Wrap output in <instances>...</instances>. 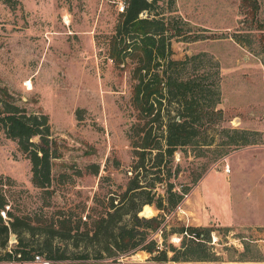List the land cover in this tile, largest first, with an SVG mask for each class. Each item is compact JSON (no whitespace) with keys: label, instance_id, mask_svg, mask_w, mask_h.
I'll list each match as a JSON object with an SVG mask.
<instances>
[{"label":"rangeland","instance_id":"1","mask_svg":"<svg viewBox=\"0 0 264 264\" xmlns=\"http://www.w3.org/2000/svg\"><path fill=\"white\" fill-rule=\"evenodd\" d=\"M241 1L161 0L154 10L183 28L172 38L173 57H197L178 72L202 79L205 74L208 82L218 81L222 97L218 108L223 109L218 125L204 130L203 138L214 139L213 145L175 152L171 180L179 193L187 186L192 189L168 214L166 240L161 234L156 238L161 246L165 241L180 249L184 234L174 230L184 225L212 227L210 247L220 260L159 263L148 260L151 255L143 250L110 256L99 252L102 245L79 235L78 245L76 238L53 239L57 254L66 257L55 264H221L241 257L243 241L250 246L248 256L264 257V225L246 220L247 212L241 208L249 189L264 188V29L246 18ZM260 2L264 24V0ZM122 3L126 5V0H0V88L29 113L48 114L58 145L52 184L39 189L32 182L31 161L17 141L0 130V176L9 183L6 210L28 217L33 224L46 225L67 214L75 223L80 218L88 223H82L81 230L89 229L93 219L105 212L111 196L120 201L134 175L133 63L118 65L109 56V38ZM224 128L258 131L250 136L257 143L224 145L228 140ZM147 159L149 168L154 155ZM94 165L99 166L98 173ZM151 172L140 168L147 189L155 176ZM165 188L164 182L157 183L155 190L165 194ZM263 195L262 191V199ZM160 212L146 205L140 215ZM257 219L264 221V204ZM225 226L233 230L227 232ZM21 236L43 258L39 251L43 237L26 231ZM18 238L11 233L9 248Z\"/></svg>","mask_w":264,"mask_h":264},{"label":"trees","instance_id":"2","mask_svg":"<svg viewBox=\"0 0 264 264\" xmlns=\"http://www.w3.org/2000/svg\"><path fill=\"white\" fill-rule=\"evenodd\" d=\"M160 1L126 0L125 9L120 12L115 31L109 38V56L118 65L133 63L131 71L135 81L132 103L137 111V122L131 127L130 138L136 160L134 175L130 177L120 201L116 203L115 197L111 196L107 209L93 219L89 229L81 230L82 223L87 226L88 223L81 218L75 223L67 214L46 225L40 221L33 224L28 217L6 210L9 205L6 187L9 183L0 176V264H41L36 261V256H42L35 254L28 240L21 236L23 231L31 236L43 237L39 251L42 259L49 264L66 258L63 253L57 254L53 239L76 238L75 245H78L79 235L102 245L99 252L104 251L110 256L143 250L151 255L148 260L159 263L220 260L210 247L212 227L184 225L180 230H174L184 234L180 249L172 244L168 246L165 241L161 246L156 238L161 234L166 240L168 214L180 206L184 196L192 189L187 186L179 193L171 180L173 172L170 163L175 152L188 146L207 148L213 145L214 139L203 138L204 130L218 125L223 116V109L218 108L222 99L218 81L208 82L209 77L205 74L202 79L186 77L178 72L180 67L192 63L197 57L184 60L173 57L172 38L181 35L183 28L154 11ZM241 6L246 18L250 17L259 29H264L259 18L260 0H242ZM207 38L211 36H203V39ZM216 73L219 74V69ZM173 105L176 106L173 108ZM0 130L17 141L19 150L31 161L34 186L47 190L53 181L54 159L59 156L49 115L29 113L16 104L9 91L0 88ZM224 131L228 140L222 144L229 147L257 143L250 136L258 134V131L238 128H224ZM148 155H154L155 159L149 168L146 165ZM94 167V172L98 173L99 166ZM140 168L155 175L150 189L140 180ZM163 182L166 184L165 194H158L156 185ZM145 195H148L147 198ZM146 205H153L161 212L151 217L140 215ZM3 210H6L8 220L1 214ZM223 229L227 232L233 230L231 226ZM11 233H17L19 238L18 243L9 248ZM243 244L241 257L231 261L264 260V257L248 256L250 246L244 241ZM170 251L173 252L171 256Z\"/></svg>","mask_w":264,"mask_h":264},{"label":"crops","instance_id":"3","mask_svg":"<svg viewBox=\"0 0 264 264\" xmlns=\"http://www.w3.org/2000/svg\"><path fill=\"white\" fill-rule=\"evenodd\" d=\"M259 187L260 186L255 187L254 191H250V189H249V191H248L249 193L245 197L246 201L244 200L245 202L243 203V205L240 203L238 205L239 206L242 205L241 208H243V210L247 212V219L244 218V216H243L244 219L248 220L249 222L251 221L252 224L264 225V221H262L263 219L262 220L257 219V218H259L260 207L263 206V204H264V197H263V199L261 198V192L263 191V193H264V188L259 189ZM239 193H240L239 196H241L243 194L242 192H239ZM248 216H253V217L248 218ZM221 264H264V260L263 261H236V260L231 261V260H227V261H223Z\"/></svg>","mask_w":264,"mask_h":264},{"label":"built area","instance_id":"4","mask_svg":"<svg viewBox=\"0 0 264 264\" xmlns=\"http://www.w3.org/2000/svg\"><path fill=\"white\" fill-rule=\"evenodd\" d=\"M124 9H125V4L122 3V5H121V12H123ZM8 207H9V206H7V208H8ZM1 214H2V216H3L4 218L7 217V215H6V210H3V211L1 212ZM36 261L39 262V263H41V264H49L48 261H44L40 256H36Z\"/></svg>","mask_w":264,"mask_h":264}]
</instances>
